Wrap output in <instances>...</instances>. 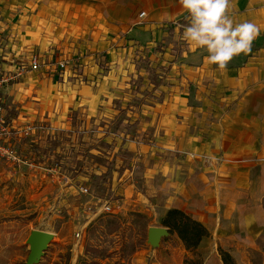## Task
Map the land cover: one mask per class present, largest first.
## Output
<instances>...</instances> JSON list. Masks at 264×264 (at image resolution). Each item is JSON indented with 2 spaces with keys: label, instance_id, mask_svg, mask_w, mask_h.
Returning <instances> with one entry per match:
<instances>
[{
  "label": "crops",
  "instance_id": "crops-1",
  "mask_svg": "<svg viewBox=\"0 0 264 264\" xmlns=\"http://www.w3.org/2000/svg\"><path fill=\"white\" fill-rule=\"evenodd\" d=\"M229 15L260 34L220 71L174 27L187 23L179 0H0V72L26 71L2 93L6 113L14 127H49L24 146L75 174L57 191L71 218L114 200L115 214L177 209L209 232L197 249L204 264H222L218 247L237 264H264V0H232ZM33 55L40 68L29 71ZM145 65L162 84L119 114L150 90ZM50 142L58 147L46 153Z\"/></svg>",
  "mask_w": 264,
  "mask_h": 264
},
{
  "label": "rangeland",
  "instance_id": "rangeland-1",
  "mask_svg": "<svg viewBox=\"0 0 264 264\" xmlns=\"http://www.w3.org/2000/svg\"><path fill=\"white\" fill-rule=\"evenodd\" d=\"M134 83H138V78L133 86ZM57 147L56 142H50L44 150L51 153ZM18 149L32 160L34 168L15 167L14 172L11 165L0 164V264H26L28 240L33 231L50 235L46 250L35 264H114L122 256L130 258L133 264H182L187 253L175 235L162 237L156 246L148 240L150 228H164L162 219L167 211L147 217L126 210L106 214L93 207L85 211L84 218L75 220L66 213L67 209L59 206L61 198L57 192L73 184L75 174L65 175L61 158L43 164L44 153L37 145L26 149L18 144ZM94 162L105 165L106 160ZM70 164L79 167L76 161ZM56 165L60 168L59 180H54L49 172ZM108 179L104 178L103 182ZM76 181L78 184L82 180ZM94 192L105 194L102 185L94 186ZM209 248L214 249V245L207 244L204 250ZM258 259L262 260V256H255Z\"/></svg>",
  "mask_w": 264,
  "mask_h": 264
},
{
  "label": "clouds",
  "instance_id": "clouds-1",
  "mask_svg": "<svg viewBox=\"0 0 264 264\" xmlns=\"http://www.w3.org/2000/svg\"><path fill=\"white\" fill-rule=\"evenodd\" d=\"M232 0H179L187 23L181 39L192 50L203 49L207 65L224 71L228 63L251 50L260 29L251 22L236 23L229 15Z\"/></svg>",
  "mask_w": 264,
  "mask_h": 264
},
{
  "label": "built area",
  "instance_id": "built-area-1",
  "mask_svg": "<svg viewBox=\"0 0 264 264\" xmlns=\"http://www.w3.org/2000/svg\"><path fill=\"white\" fill-rule=\"evenodd\" d=\"M145 16V13H140L139 17L142 18ZM181 23H176L174 25L175 28L181 29ZM58 67L63 69L65 67L64 63H58ZM29 71H36L40 68V62L38 55H33L30 57L28 62ZM26 73L25 70H21L17 74H6L0 72V164H8L11 165L12 169H15L14 172L17 170L15 167H28L34 168V164L32 160L28 157H24L19 149L18 144H21L23 147L25 143V139L30 137L35 132L40 134H44L49 131V127L40 122L38 124H31L27 123L23 125V127H14L12 121L8 118L6 109H5V102L2 98V93L10 82L16 80V78L20 74ZM42 169V168H41ZM44 170V169H43ZM53 177L59 176V167L56 165L54 168L49 170ZM78 192L82 195H89V191L80 186ZM121 209V204L117 200L104 203L102 207V212L106 214H115L119 212Z\"/></svg>",
  "mask_w": 264,
  "mask_h": 264
},
{
  "label": "trees",
  "instance_id": "trees-1",
  "mask_svg": "<svg viewBox=\"0 0 264 264\" xmlns=\"http://www.w3.org/2000/svg\"><path fill=\"white\" fill-rule=\"evenodd\" d=\"M182 25H185V21L180 22ZM145 68L148 72L147 80L150 90L142 91L144 95L143 99H136L133 105L131 103L128 107L121 111L119 114H126L127 110H130L132 106H140L147 104L146 98L152 96V93L162 84L163 76L160 78L156 74V69L149 68L145 65ZM166 72V71H165ZM138 83H134V89L138 92L141 86L143 77L138 75ZM132 118V117H130ZM122 122V119L116 123V126H119ZM138 120L134 121L128 125V128H137ZM263 209H264V198H263ZM162 226L166 228L169 235H175L180 242L182 243L187 256L183 259L182 264H204L203 257L198 253L197 249L204 238L209 237V232L205 226L193 219L189 214L184 213L181 210L171 209L165 213L164 218L162 219ZM218 254L220 256L222 264H237L234 258L230 253L221 247L217 248ZM98 264V263H96ZM114 264H133L130 258L125 259V257H120L119 260Z\"/></svg>",
  "mask_w": 264,
  "mask_h": 264
},
{
  "label": "water",
  "instance_id": "water-1",
  "mask_svg": "<svg viewBox=\"0 0 264 264\" xmlns=\"http://www.w3.org/2000/svg\"><path fill=\"white\" fill-rule=\"evenodd\" d=\"M166 228L153 227L148 231V240L158 245L160 239L167 236ZM50 241V235L45 232L33 231L29 236V254L27 256L26 264H35L38 257L42 254L47 247V243Z\"/></svg>",
  "mask_w": 264,
  "mask_h": 264
}]
</instances>
